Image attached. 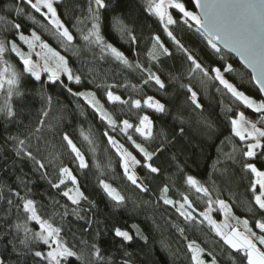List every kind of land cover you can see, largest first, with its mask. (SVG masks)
Returning <instances> with one entry per match:
<instances>
[{
    "label": "trees",
    "instance_id": "trees-1",
    "mask_svg": "<svg viewBox=\"0 0 264 264\" xmlns=\"http://www.w3.org/2000/svg\"><path fill=\"white\" fill-rule=\"evenodd\" d=\"M182 2L187 9L195 11L191 0ZM105 4L99 10L101 35L125 54L132 67L83 40L93 23L90 0L54 2L58 17L73 35L71 43L55 34L36 11L31 13L45 24L31 23L18 14L17 8L28 11L22 2L0 0L2 22L9 25L8 22L19 18L23 28L33 30L64 56L73 73L81 77L79 84L67 80L64 74L63 83L46 80L45 75L36 80L23 72L16 55L9 56L15 70L23 75L18 85L22 95H13L10 100L14 118L0 112V258L4 264H47L43 257L34 256L35 251L46 253L47 245L35 239L29 240L27 246L21 243L25 240V228L29 229L28 235L40 231L39 223L29 219L30 213L23 208L22 197H27L35 202L37 214L43 220L61 228L63 241L77 253L62 258L63 264H193L187 247L192 241L204 249L206 258H215L217 264H247L245 252L225 244L199 212L209 207L208 199L213 201L212 206L216 205V199H222L230 206L232 216L241 221L247 219L249 228L261 234L255 225L256 221L264 222V210L255 204L254 174L245 165L252 163L264 171V156L260 154L264 149H259L255 157L244 156L245 142L231 131V119L239 112L256 122H261V114L236 101L212 78L215 74L211 69L220 67L238 90L258 93L250 75L233 56L222 49L214 50L197 31L195 22L189 20L185 24L184 17L170 25L169 30L209 69L208 76L199 71L190 75L191 61L168 37L159 18L147 9L145 0H105ZM92 7L95 9L94 2ZM176 13L182 14L179 10ZM120 23L127 25L136 37L135 42L127 35L121 36ZM7 32L6 37L14 40V32ZM155 36L160 37L169 54H160L153 60L149 53L154 52ZM137 63L143 67H136ZM229 64L232 71L223 72ZM144 69L158 75L164 88L148 80V71ZM65 85L77 92H94L116 121L115 127L102 120L83 98L69 93ZM112 86L117 87L115 91L127 103L107 100L106 93ZM188 86L197 93L202 107L197 108L191 101ZM149 96L160 101L165 111L157 112L145 106L143 99ZM134 100L141 101L139 109L133 107ZM144 115L152 121V136L148 139L135 131ZM124 120L133 125L126 133L121 131ZM105 132L141 159L137 173L147 191L127 180L120 157L108 143ZM65 134L77 145L87 167L79 166L63 139ZM129 135L154 153L150 163L160 169L158 173H151L143 166V156L127 139ZM19 140L25 144L17 155V149L21 148ZM27 151L44 163L45 168L39 169L34 160L24 155ZM61 166L71 169L80 191L87 197L78 205L63 196L66 184L57 189L49 182H58ZM45 172L47 175L43 176ZM189 175L207 187L210 195L198 193L188 185ZM100 180L117 189L125 197L124 202L118 205L112 200ZM165 186L168 187L165 195L175 202L173 205L164 204L161 198ZM184 196L191 201L192 206L185 208L192 212V220H186L177 211L184 203ZM116 227L128 231L133 239L124 241L116 237ZM137 230L140 235L136 234ZM93 245L100 249L102 260L93 255Z\"/></svg>",
    "mask_w": 264,
    "mask_h": 264
},
{
    "label": "snow or ice",
    "instance_id": "snow-or-ice-1",
    "mask_svg": "<svg viewBox=\"0 0 264 264\" xmlns=\"http://www.w3.org/2000/svg\"><path fill=\"white\" fill-rule=\"evenodd\" d=\"M27 4L30 5L37 13H40L47 21L48 24L52 26L55 30V34L63 38L68 43L73 41V35L70 33L67 27L63 24L57 15V10L54 7V0H26ZM95 4V9L92 7V3ZM195 7L200 9V12L189 10L186 8L185 3L182 0H148V10L157 16L160 22L163 24L164 31L167 33L178 48L187 55V59L191 61L192 68L190 75L197 71L201 72L204 76L209 75V69L204 68L201 63L188 51L187 48L176 38L172 31L169 30L170 25L177 23V20L173 18V15L169 11L170 8L179 10L183 17L187 18L184 20L185 24H188L189 20L194 21L195 25L198 26L197 31L201 33L206 39L208 44L217 52L220 51L219 43H222L224 47H230L237 51L245 63L253 69V79L259 85V90L264 93V0H194ZM106 7L105 0H90L89 12L92 13V26L86 35H83V40L89 42L90 44H95L102 49V51L110 53L116 60L120 61L128 67H132L128 58L125 54L119 51L111 43L105 41L104 37L100 32V9ZM46 9V11H45ZM17 12L22 11V9L17 8ZM0 20H4V17H0ZM13 27L17 30L21 28L19 24H14ZM191 27V25H189ZM119 31L121 36L127 35L130 41L135 42L136 37L131 34L127 25L120 23ZM19 39L28 45L30 50L29 55L26 56L18 48L15 42L11 43V51L15 52L17 56L23 63V72L29 73L36 80H41V71L47 72L48 79L56 82L61 80V74L66 75L67 80L75 81L77 84L80 83L81 77L73 73L72 69L68 66V62L64 56L60 55L59 52L51 48L46 42H43L34 31L31 36H26L21 31L19 33ZM37 45L41 49L40 52H36L37 56H41L43 59V64L34 62L30 56L31 52L35 51ZM153 48L157 49L156 52H150L149 55L153 60L158 59L160 54H169L167 47L163 45L160 41L159 36L153 37ZM6 51L5 41L0 39V57ZM6 63V62H5ZM136 67L142 68L143 66L137 63ZM148 71L147 69H144ZM232 65H227L224 67L223 72H231ZM211 72L215 75L212 77L214 80L218 81L224 89L227 90L231 96L238 101L240 104L244 105L248 109H252L255 113L261 114L260 119L264 121V99L257 101L256 99L245 94L243 91L238 90V88L229 80L225 78L222 74V69L220 67H215L211 69ZM23 73L17 72L10 67H6L0 70V89H4L5 84L8 85L5 92L6 100L3 105H0V112L4 113L6 117L14 118V111L10 103L13 95L20 96L22 93L19 91L18 85L20 78ZM148 80L155 81L160 88H164V83L158 75L148 71ZM148 81H145L147 83ZM67 91L75 97H81L87 102L99 115L102 120L107 121L108 125L115 127L116 121L112 118L111 114L104 109L103 105L96 98V94L91 91H73L71 87H67ZM188 90L191 93L190 99L196 105L197 108L202 107L197 99V93L192 90L191 86H188ZM107 100L109 102H121L119 95H115L111 90L107 91ZM49 103L51 102V97L47 98ZM143 103L154 109L157 112L165 111V106L160 103V101L155 100L153 97H147ZM133 107L139 109L141 107L140 100L132 101ZM47 113H45L46 115ZM238 118L231 119V131L235 136L239 137L241 141L247 142V148L243 152L246 157L257 156L258 149H264V128L257 127V124L245 117L244 112H239ZM123 127L122 132H127L128 129L133 128V125L128 121H122ZM135 131L148 139L152 136V121L147 115L139 118V125L135 126ZM108 138V143L115 148L116 153L120 157L121 166L124 171V175L127 180L131 182L132 185L139 188L141 191H147L148 189L138 180V177L133 171L136 165L142 163L141 159L133 155L131 151L120 144L107 132L104 133ZM63 139L67 142V146L70 148L71 152L75 154L76 159L79 160V166L81 168L87 167L85 158L77 145L72 141V139L65 134ZM87 139V137H86ZM131 141L132 145L136 150L143 156L145 163L143 164L151 173H158L159 168L154 167L150 161H152L154 153L148 151L141 143H137L136 140L132 138L131 135L127 137ZM21 148L17 149V155L21 154L22 148L25 144L24 140L18 141ZM264 156V151L260 153ZM28 158L34 160L38 165L39 169H44L45 164L32 154L31 151L24 152ZM246 168L250 169L252 173L255 174L257 179L252 183V189L255 191L257 185H259V194L254 196L255 204L258 205L259 209L264 210V171H260L257 167L248 163L245 165ZM60 178L58 182L51 183L53 188L59 189L65 180H70L75 186L73 189H68L64 191L63 196L67 197L74 205H78L82 199H87L84 193L80 191L77 183V178L73 175L71 169L67 166H61L59 168ZM46 176L47 173H43ZM187 184L195 188L196 192L203 193L205 196H209V189L204 187L197 179L193 176H187ZM100 184L103 186L104 191L108 194L112 200L116 201L117 204H122L125 197L121 195L117 189L112 187L110 184L106 183L104 180H100ZM168 192V187L165 186L162 189V196L164 204L173 205L175 202L172 199L166 197ZM19 195V193H17ZM23 208L26 212L30 213L29 219L37 221L39 223L40 231L34 232L28 235L29 229L25 228V240L21 243L27 246L29 240L35 239L37 241H42L44 245L48 246L46 253L44 251H35V257H43L47 261V264H63L62 258H67L70 256H76L77 253L74 252L67 244L63 241L61 237V228L53 226L48 220H43L36 211L35 202L27 197H22ZM11 203V201H10ZM209 207L206 211L200 213L204 217V220L212 227V229L219 235L225 244L229 245L233 249L243 250L245 252L247 264H264V250H261L257 246V242L260 245H264V222L256 221V227L261 230V234H257L249 228L248 220H239L238 217H232L237 220V224L242 223L244 226V231L241 232L236 226H232L230 230L227 224L220 225L217 224L215 220L209 215L212 211L213 201L208 199L207 201ZM216 204L220 206V210L225 213L226 216H231V208L222 199H216ZM185 205L191 207V201L187 196H184V203L180 204L177 211L186 220H192L194 217L192 213L186 210ZM75 211V209H74ZM249 211H252L250 208ZM19 227V226H18ZM135 227V226H134ZM183 230L181 229V232ZM115 236L123 238L124 241H131L133 236L129 234L128 231L122 230L119 227L114 229ZM140 235L139 230L136 232ZM147 239L146 237H142ZM191 252V259L193 264H206V261L202 259L201 253L204 251L195 241L189 242L187 245ZM94 252L93 255L97 259H103L100 255V249L93 245ZM0 264H4V260L0 258ZM208 264H217L215 258H213Z\"/></svg>",
    "mask_w": 264,
    "mask_h": 264
},
{
    "label": "rangeland",
    "instance_id": "rangeland-1",
    "mask_svg": "<svg viewBox=\"0 0 264 264\" xmlns=\"http://www.w3.org/2000/svg\"><path fill=\"white\" fill-rule=\"evenodd\" d=\"M17 2H22L24 5L23 6H28L27 8H28V11H25L24 9H22V11H20V12H18V14H20L24 19H28V21H30L31 23H33V22H36V21H39V22H41V23H43V24H45L44 23V21L43 20H40V19H37V17H35L34 15H33V13H31L32 12V10L33 11H35L34 9H32L31 7H30V5H28L27 4V2H26V0H17ZM54 2H55V0H54ZM145 4H146V7H147V9H148V0H145ZM21 9V8H20ZM177 9H174V8H170L169 9V11L171 12V14L173 15V18L174 19H178V20H183L184 19V17H182V16H180V15H182V14H178V13H176L177 11H176ZM45 11H46V9H45ZM152 13V12H151ZM40 14V13H39ZM153 14V13H152ZM154 15V14H153ZM155 16V15H154ZM157 17V16H156ZM43 19H45L44 17H43ZM46 20V19H45ZM47 21V20H46ZM9 23V25H6L4 22H2L1 20H0V39H2V40H4L5 41V44H6V51H5V53L3 54V56L2 57H0V70H3L4 68H6V67H10L11 69H14L15 70V68H14V65L12 64V62L10 61V54H13V55H16L17 56V54L15 53V52H12L11 51V43L12 42H15L16 44H17V46H18V48L21 50V52L22 53H24L26 56H28L29 55V52H30V50H29V48H28V45L27 44H25L23 41H21L20 39H19V33L22 31L23 33H24V35H26V36H31V33L33 32V30H31V29H25V28H23L22 27V24H21V20L19 19V18H17L16 17V19H13V22L11 23V22H8ZM47 23H48V21H47ZM14 24H19L20 26H21V28L19 29V30H17V29H15L14 27H13V25ZM9 26V27H8ZM49 26H51L50 24H49ZM7 31H9V32H14L13 33V36L15 37V39L14 40H12V39H8L7 37H6V35L8 34V32ZM41 51V49L39 48V46L37 45V47H36V49H35V51H33V52H31V56H30V58L34 61V62H37V63H39V64H43V59H42V57L41 56H37L36 55V52H40ZM152 51H154V52H156L157 51V49H154L153 48V50ZM18 57V59H20V57L19 56H17ZM21 61V60H20ZM6 62V63H5ZM22 62V61H21ZM22 65H23V63H22ZM43 75H45V79L46 80H49L48 79V73L47 72H44V71H41V77L43 76ZM61 77H62V74H61ZM35 78V77H34ZM49 81H51V80H49ZM7 87H8V85L7 84H5V86H4V89H0V105H3L4 103H5V100H6V95H5V92H6V90H7ZM112 90V92L115 94V95H118V93H117V91H115V90H117V87L116 86H112V87H110ZM240 91H242V90H240ZM245 94H247V95H249L250 97H252V98H254V99H256L257 101H260V100H262L261 99V97L259 96V94L258 93H256V92H254V91H252V90H250L249 92H245V91H243ZM106 98H107V95H106ZM146 98H144L143 99V101L145 100ZM144 104V103H143ZM145 105V104H144ZM146 106V105H145ZM246 117V116H245ZM235 118H238V115L235 117ZM247 119H249V120H251V121H253L252 119H250V118H248V117H246ZM253 122H255L256 124H257V127H259V128H263V124H264V121H261V122H256V121H253ZM139 125V124H138ZM139 134V133H138ZM140 135V134H139ZM143 137V136H142ZM115 139V138H114ZM115 140H117V139H115ZM119 142V141H118ZM245 142V141H244ZM120 143V142H119ZM120 144H122V143H120ZM123 145V144H122ZM245 146H246V148H247V142H245ZM125 147V146H124ZM115 149V148H114ZM259 150V149H258ZM257 150V151H258ZM116 151V150H115ZM79 161V160H78ZM141 165V164H140ZM140 165H136V167H135V169H133V171H135V173H136V175H137V177H138V180H139V175H138V173H137V170H138V168L140 167ZM123 169V168H122ZM124 172V171H123ZM254 174V173H253ZM254 178H255V180L257 179V177L255 176V174H254ZM254 180V181H255ZM64 184H66V189L64 190V191H66V190H68V189H73L75 186L72 184V182L70 181V180H65V183ZM259 191H260V189H259V185H257V187H256V195L257 194H259ZM68 199V198H67ZM69 200V199H68ZM70 201V200H69ZM71 202V201H70ZM72 203V202H71ZM73 204V203H72ZM212 207V211L209 213V215L212 217V219L213 220H215L216 221V223L217 224H220V225H224V224H227L228 226H229V228L228 229H226V230H230V228L232 227V226H236L237 228H238V230L239 231H241V232H243L244 231V227H243V224L242 223H240V224H237V220L236 219H233L232 217V215L231 216H226L225 215V213L223 212V211H221L220 210V206L218 205V204H216V205H213V206H211ZM230 207V206H229ZM208 209V208H207ZM207 209H205L204 211H206ZM185 210L186 211H189V212H191L189 209H187V208H185ZM204 211H201V212H199V215H200V213H202V212H204ZM192 213V212H191ZM217 213H219L220 214V219H217ZM200 217L204 220V217L203 216H201L200 215ZM206 223H208L206 220H204ZM214 231V230H213ZM215 232V231H214ZM215 234L217 235V233L215 232ZM218 237H220L219 235H217ZM221 238V237H220ZM229 246V245H228ZM257 246L258 247H260L261 248V250H264L263 248H262V246H264V245H260L258 242H257ZM230 247V246H229ZM231 248V247H230ZM233 249V248H232ZM234 250H237V249H234ZM201 257H202V259H204L205 261H206V264H208V262H210L212 259H208V258H206L205 256H204V254L203 253H201ZM192 263H193V261H192Z\"/></svg>",
    "mask_w": 264,
    "mask_h": 264
},
{
    "label": "water",
    "instance_id": "water-1",
    "mask_svg": "<svg viewBox=\"0 0 264 264\" xmlns=\"http://www.w3.org/2000/svg\"><path fill=\"white\" fill-rule=\"evenodd\" d=\"M191 3H192V6L194 7L195 11H196L197 13H199V12H200V9L197 8V7H195L194 0H191ZM197 28H198V26H197ZM218 44H219V48H220V49H222V50L225 51L226 53H228V54H230L231 56H233V57L237 60V62H238L243 68H244V70H246V71L248 72V74L250 75L251 80H252L254 86H255L256 89L258 90V93H259L261 99H264V93H261V92H260V90H259V85H258L257 82L252 78L253 75H254V73H253V69H252L251 67H249V66L245 63V61L241 58L240 54H239L237 51L233 50V49L230 48V47H227V48L224 47V45H223L222 43H219V42H218Z\"/></svg>",
    "mask_w": 264,
    "mask_h": 264
}]
</instances>
